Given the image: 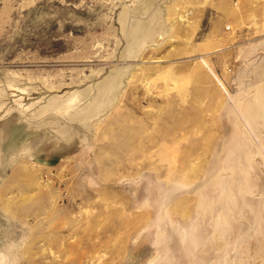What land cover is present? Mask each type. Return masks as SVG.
<instances>
[{"label":"rangeland","instance_id":"rangeland-1","mask_svg":"<svg viewBox=\"0 0 264 264\" xmlns=\"http://www.w3.org/2000/svg\"><path fill=\"white\" fill-rule=\"evenodd\" d=\"M0 264H264V0H0Z\"/></svg>","mask_w":264,"mask_h":264}]
</instances>
